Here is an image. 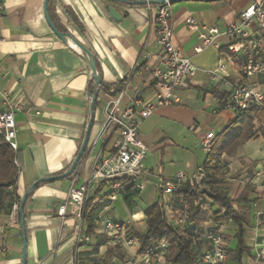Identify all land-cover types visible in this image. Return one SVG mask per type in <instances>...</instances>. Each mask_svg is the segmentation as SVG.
I'll list each match as a JSON object with an SVG mask.
<instances>
[{"label": "crops", "instance_id": "0c3cea01", "mask_svg": "<svg viewBox=\"0 0 264 264\" xmlns=\"http://www.w3.org/2000/svg\"><path fill=\"white\" fill-rule=\"evenodd\" d=\"M255 1L185 0L173 4V41L199 72L178 91L179 103L161 108L140 127V138L148 149L145 188L139 193L120 192L115 203L117 220L130 224L137 232L146 230L145 210L161 199L164 183L180 171L192 176L203 166L207 155L200 149L201 139L208 133L218 136L236 118L221 103L225 91L221 85H213L205 71L223 67L236 81L240 59L231 57L225 48L210 47L196 54L199 39L197 33L188 29L189 20L195 18L205 27L225 31ZM1 4L0 111L4 109L3 92H8L12 103L22 109L15 116L17 183L13 190H0V264H23L21 217L15 222L12 200L22 202L31 192L25 218L26 264L135 261L139 246L118 245L102 232L99 214L107 204L109 188L95 184L87 193L95 225L88 244L74 243L77 221L69 216L63 222L58 210L72 182L75 180L80 186L91 177L101 145L93 148L92 143L104 121L108 100V93L101 91L92 116L89 95L92 70L87 55L73 40L92 52L103 83L118 88L137 63L145 62V55L155 56L160 51L144 0H52L56 24L73 38L66 41L60 40L47 22L46 0H2ZM228 61L231 63L226 64ZM134 73L132 87L152 98L147 72L141 69ZM253 80L264 86V75ZM91 120L87 154L76 172L79 177L76 179L75 174L69 179L49 181L33 191L38 181L68 172L79 155ZM259 122L264 125V111L259 113ZM222 163L228 165L226 189L230 198L247 196L243 204L245 238L252 250L242 264H264L255 257L257 246L264 242V217L261 224L257 223L258 214L264 212V139L246 142L233 155H224ZM85 231L88 232L87 223ZM235 234L236 229L231 228L228 244L233 250L237 245ZM200 242L202 249L208 247L205 240Z\"/></svg>", "mask_w": 264, "mask_h": 264}, {"label": "built area", "instance_id": "2783aa9c", "mask_svg": "<svg viewBox=\"0 0 264 264\" xmlns=\"http://www.w3.org/2000/svg\"><path fill=\"white\" fill-rule=\"evenodd\" d=\"M1 1L0 11L3 10ZM144 4L150 22L155 28L160 51L155 56L145 55L143 58L145 62L137 63L134 71L121 82L119 90L111 87L108 92L104 121L92 143L93 148L98 147L100 143L101 145L91 177L80 186L74 180L64 204L58 210V216L63 222L69 216L76 219L77 224L73 233L75 244L90 242V235L85 231L86 199L89 189L99 184L111 190L107 204L99 214L102 232L118 245L140 247L132 235L136 231L135 228L117 220L115 209L120 192L139 193L145 188L143 177L147 172L145 160L148 149L140 138V127L161 108L179 103L178 91L186 87L199 72L198 67L173 41V4L169 0L156 6L152 0H144ZM187 27L198 35L196 54H201L210 47L225 48L231 56L240 59L236 81L223 67L205 71L209 81L213 85H221L225 91L227 98L223 107L238 116L248 108L251 101L264 106V86L253 80L256 76L264 75V0H257L251 4L241 13L239 20L225 31L205 27L195 18L189 20ZM152 62L154 64H150ZM141 69L147 72V83L148 88L152 89V98L145 97L139 88L132 87L134 72ZM1 98L4 109L0 111V137L16 152L18 127L15 116L22 108L12 103L8 92H3ZM215 139L214 133L206 134L201 139V151L208 155L213 149ZM207 174V169L201 166L192 176L180 171L173 179L164 183L161 199L157 202L162 217L155 230L158 233L172 228L187 233L193 231L196 242L202 240L208 242L199 264H231L227 234L233 225L232 220H224L217 224L210 221L209 225L198 223L194 220L195 211L212 214L216 209L215 201L203 194L195 203L193 211L184 198H174V193L180 185L199 183ZM13 188L14 186L9 187L11 190ZM20 205L21 202L13 198L12 214L17 223ZM224 213L225 211H222V214ZM262 217L264 212L258 214V224L262 223ZM169 248L170 244L166 240L147 249L142 250L140 247L138 258L128 264H170L167 260ZM255 257L257 262H264V242L257 246Z\"/></svg>", "mask_w": 264, "mask_h": 264}, {"label": "trees", "instance_id": "16d2710c", "mask_svg": "<svg viewBox=\"0 0 264 264\" xmlns=\"http://www.w3.org/2000/svg\"><path fill=\"white\" fill-rule=\"evenodd\" d=\"M51 2L52 0L49 1L48 5L51 21L55 28L60 33L64 34L65 32H63V30L56 24V19L51 8ZM152 3L154 6L158 5L155 1H152ZM74 20L77 22L76 18H74ZM97 73L101 82L100 84H97V80L92 77L89 90L90 96H93L96 93L98 94L95 108L99 104L100 92L104 91L105 93H108L110 91V87L102 81L98 66ZM117 90H119V87ZM226 98V94L221 97L222 105H224ZM261 111H264V106L257 105L251 101L248 108L236 116V118L228 124L226 129L216 136L213 149L207 155L206 161L203 164L208 171L207 176L199 183H185L180 185L174 193L175 199L184 198L193 211H195V203L203 194L215 201L216 209L212 214L195 211L194 220L202 224L210 223V221L217 224L224 220L231 219L233 223L232 226L236 229L235 239L237 245L234 250L231 249L229 245L227 246V249L231 255L232 261L238 264H242L243 258L245 256H250L252 250V248L248 246L245 238V216L243 215L245 206L243 207V204L247 202V196L246 194H242L237 200H232L230 198L226 189L228 186V172L226 170L228 165L222 163V158L224 155H233L237 148L246 142L257 140L259 138L264 139V125L259 122V113ZM85 154H87V150H85L74 172L65 179H69L76 174L78 168L83 162ZM18 172L16 152L10 148L3 138L0 137V190L15 186L17 183ZM78 177L79 173L76 174V179ZM44 184H46V182L39 184L35 189ZM32 193L33 192H31L26 201L24 209L25 218L26 207ZM93 211L91 201H86L85 223L88 224L89 234L93 233L95 228V225L92 222ZM222 211H225V213L222 214ZM145 215L147 225L146 230L144 232L134 231L132 234L137 239L142 250L149 248L155 243L166 240L170 244L167 255V260L170 264H199L201 256L207 248L202 249L200 247L201 242H196V236L193 231H188L187 233L177 228H172L166 232L158 233L155 228L160 224L162 217L158 203L148 207L145 210ZM229 230H231V228ZM201 231L203 232V230ZM227 235H229V232Z\"/></svg>", "mask_w": 264, "mask_h": 264}, {"label": "water", "instance_id": "95a60500", "mask_svg": "<svg viewBox=\"0 0 264 264\" xmlns=\"http://www.w3.org/2000/svg\"><path fill=\"white\" fill-rule=\"evenodd\" d=\"M50 0H46V4H45V15H46V19H47V22L50 26V28L52 29V31L54 32V34L62 41H66L67 38L69 39H73L70 35L68 34H63V33H60L56 28L55 26L53 25L52 21H51V18L49 16V11H48V3H49ZM111 1H116V0H111ZM172 4H175L177 2H180V1H185V0H169ZM165 2V0H162L160 2H158L157 4H163ZM74 43L77 45V47L83 51L88 59H89V63H90V67H91V70H92V77L95 78L97 80V84H100L101 80L99 79V76H98V73H97V63H96V60H95V57L94 55L92 54L91 51H89L86 47H84L83 45H81L80 43H78L76 40H73ZM97 96L98 94L96 93L95 95L91 96V113H92V116L94 115V109H95V102L97 100ZM92 126H93V120H91L89 126H88V129L86 131V135H85V138H84V142L82 144V147H81V150L79 152V155L77 156V158L74 160L73 164L71 165L70 169L68 170V172H66L65 174L61 175V176H55V177H50V178H45V179H42L40 181H38L37 183L34 184V186L32 187V190H34L39 184L43 183V182H49V181H54V180H58V179H63V178H66L68 177L69 175H71L74 170L76 169L77 165L79 164L85 150L87 149V146H88V141H89V137H90V134H91V130H92ZM30 194V193H29ZM29 194H27L23 201L21 202V205H20V217H21V225H22V230H23V238H24V248H25V253H24V261H23V264H26V247H27V238H26V229H25V215H24V209H25V205H26V201L28 199V196Z\"/></svg>", "mask_w": 264, "mask_h": 264}, {"label": "rangeland", "instance_id": "374dc122", "mask_svg": "<svg viewBox=\"0 0 264 264\" xmlns=\"http://www.w3.org/2000/svg\"><path fill=\"white\" fill-rule=\"evenodd\" d=\"M231 63V61H228V62H226V64H230ZM200 151V150H199ZM201 152V151H200ZM240 207V206H239ZM244 215V214H243ZM245 216H246V214H245ZM231 228H234L235 229V227L234 226H231ZM229 240V236L227 235V241Z\"/></svg>", "mask_w": 264, "mask_h": 264}]
</instances>
